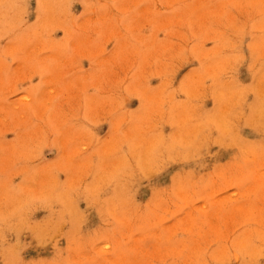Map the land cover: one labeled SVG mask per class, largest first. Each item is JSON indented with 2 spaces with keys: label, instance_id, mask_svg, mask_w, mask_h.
I'll return each mask as SVG.
<instances>
[{
  "label": "rangeland",
  "instance_id": "obj_1",
  "mask_svg": "<svg viewBox=\"0 0 264 264\" xmlns=\"http://www.w3.org/2000/svg\"><path fill=\"white\" fill-rule=\"evenodd\" d=\"M0 264H264V0H0Z\"/></svg>",
  "mask_w": 264,
  "mask_h": 264
}]
</instances>
